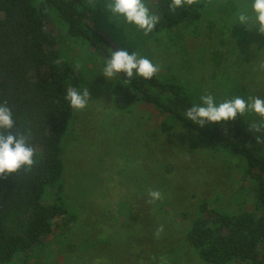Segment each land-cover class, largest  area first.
<instances>
[{
  "label": "rangeland",
  "instance_id": "obj_1",
  "mask_svg": "<svg viewBox=\"0 0 264 264\" xmlns=\"http://www.w3.org/2000/svg\"><path fill=\"white\" fill-rule=\"evenodd\" d=\"M88 2L95 27L120 49L159 64L157 75L183 85L194 103L205 90L219 100L264 97V33L233 19L248 0H203L200 18L174 9L171 19L146 0L161 15L148 35L122 19L116 21L122 28L112 21L107 0ZM56 33L60 47L83 67L91 100L75 110L61 152L65 200L79 224L72 234L48 235L34 264H211L187 242L186 230L203 202L231 214L255 209L258 187L243 157L212 149L182 124L162 132L165 115L150 105L118 109L116 80L99 74L104 56L77 46L63 27ZM245 117L264 122L255 113ZM151 190L162 198L152 201ZM92 239L97 248L84 247Z\"/></svg>",
  "mask_w": 264,
  "mask_h": 264
},
{
  "label": "trees",
  "instance_id": "obj_2",
  "mask_svg": "<svg viewBox=\"0 0 264 264\" xmlns=\"http://www.w3.org/2000/svg\"><path fill=\"white\" fill-rule=\"evenodd\" d=\"M171 19L172 0H152ZM203 0H184V17H201ZM88 0H0V103L14 113V131L25 133L35 149L31 168L0 176V264H34L45 238L74 233L79 217L64 195L63 140L75 110L67 90H84L87 77L81 64L62 49L56 29L95 55L120 49L113 36L88 20ZM113 103L131 110L137 103L165 115L162 132L182 124L207 140L212 149L243 157L246 173L258 194L254 210L235 214L210 209L206 202L186 230L187 242L199 258L211 264H264V131L256 132L244 116L203 128L184 118L194 102L183 85L121 75L113 87ZM259 124L264 129V123ZM257 137H261L257 140ZM208 214L205 215V214ZM90 240L84 247L97 248Z\"/></svg>",
  "mask_w": 264,
  "mask_h": 264
},
{
  "label": "clouds",
  "instance_id": "obj_3",
  "mask_svg": "<svg viewBox=\"0 0 264 264\" xmlns=\"http://www.w3.org/2000/svg\"><path fill=\"white\" fill-rule=\"evenodd\" d=\"M183 2L184 0H172L169 7L174 10L182 7ZM106 9L110 13V19L117 25L119 24L116 21L122 19L125 24L135 26L145 35L153 33L161 16L149 7L146 0H107ZM233 19L235 23L256 27L264 33V0H248ZM160 71L159 64L136 50L130 52L127 48L108 47V54L102 58L99 74L108 81H117L123 75L130 82L134 78L152 79ZM65 99L74 110L85 109L91 100L88 88L84 90L70 88ZM246 113L264 117V97L237 95L219 100L213 92L205 90L199 96L198 102L184 111V118L203 128L212 124L236 121ZM15 125L16 120L11 107L6 102L0 103V176L16 173L21 168H31L35 163V149L29 142L28 135L14 131ZM252 128L256 132L264 131L256 123L252 124ZM260 139L261 137H257V140ZM162 195L159 190H151L148 193L152 201L160 200Z\"/></svg>",
  "mask_w": 264,
  "mask_h": 264
}]
</instances>
